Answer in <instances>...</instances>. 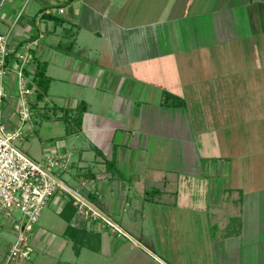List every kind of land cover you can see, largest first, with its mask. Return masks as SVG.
I'll return each instance as SVG.
<instances>
[{
	"label": "crops",
	"instance_id": "0c3cea01",
	"mask_svg": "<svg viewBox=\"0 0 264 264\" xmlns=\"http://www.w3.org/2000/svg\"><path fill=\"white\" fill-rule=\"evenodd\" d=\"M55 8L65 13L45 12ZM1 15L0 30H11L12 42L39 38L30 75L41 61L51 82L43 99L35 92L32 101L45 117L52 102V127L62 133L50 136L38 158L33 125L20 120L14 98L3 106L8 129L22 130L19 144L37 160L70 159L69 169L61 173L65 183L128 234L125 240L113 237L111 228L71 202L70 193L59 191L44 209V222L33 238L36 252L25 264H83L84 248L93 252L91 259L111 255L121 241L134 240L130 234L142 239L171 234L182 220V226L194 224L202 211L212 214L207 230L219 234L214 244L218 257L227 258L234 243L230 239L243 235V217L224 216L219 208L244 206L245 197L254 200L264 191V172L257 168L264 166V148L256 145L260 136L248 137V150L232 153L212 135L217 130L198 131L185 96L221 89L242 105L234 127L258 122L259 113L251 112H259L264 88L262 78L251 76L264 67V0H14L2 6ZM216 65L224 68L218 76ZM8 81L14 93L16 78ZM164 91L183 98L185 106L164 105ZM80 106L84 111L78 118L73 110ZM31 134L35 138L27 140ZM241 153L259 160L244 173ZM227 156L233 179L219 195L210 187ZM228 191L234 195L228 197ZM1 219L0 232L6 234L0 233V264L16 238ZM238 219L240 225L229 231ZM84 231L89 237L100 235L98 251L86 246L76 253L72 238ZM257 246L254 241L255 254Z\"/></svg>",
	"mask_w": 264,
	"mask_h": 264
},
{
	"label": "rangeland",
	"instance_id": "374dc122",
	"mask_svg": "<svg viewBox=\"0 0 264 264\" xmlns=\"http://www.w3.org/2000/svg\"><path fill=\"white\" fill-rule=\"evenodd\" d=\"M0 31L2 32V30ZM222 69H224L223 66L216 65L214 66L213 71H216V75L218 76V72L223 71ZM227 69L235 71L236 68L230 67ZM234 76H236V74ZM251 77L262 78L261 84L262 88H264V67H262L256 75ZM233 78H239V76L237 75ZM214 85L220 88V80H214ZM16 89L17 87H15V90ZM236 98L237 96H232L231 94H228V92L222 93L221 89L218 92H210L209 94H186L185 96V100L189 107L188 111L190 110V119L194 120V124L198 128V131L199 129L207 131L212 129L217 130L211 132L212 135L215 133L219 140L222 141L223 147L228 148V150L232 149V153L235 150L239 152L238 148H240L241 151H243L244 147L248 150L247 147L249 146H247L248 142H246L248 137L251 139L249 141H254L260 136L256 145H262L264 148V93H262L261 96L262 100L259 112L256 110L251 112L254 115L259 113L260 118H263H259L258 122L254 123L252 125L253 127L250 128H244V125L233 126L237 118L236 115L239 113L242 114V112H239L242 105L233 103V99ZM54 103L56 105L64 106L63 103ZM52 106V102L49 101L48 111H50V114L48 117L44 116L45 110L40 111L42 109L37 107V105H33L32 108L33 117L30 121L31 123H29L33 125V134L37 135L35 140L37 146L34 149V153H37L36 155L38 158L43 154L42 148L47 142H49L50 136L56 135L53 136L56 139L58 135L62 133L60 128L54 129L52 127V119L54 118V115H52L54 108H52ZM75 111L77 110L74 109L73 112ZM248 112L250 111H245V113ZM253 128H255L256 132L251 133ZM246 129H250L248 133L244 132ZM33 134H31L27 140L30 138L33 140L35 138L32 136ZM20 142L21 140L19 143ZM223 161L227 163V167L225 166L221 169V175L219 177L213 175L216 183L212 184L214 187H210L211 190H215L219 195L221 194L222 187L225 185L231 186L233 179L232 170H234V168L232 167L231 160L227 156V158H223ZM258 161V158L255 159V157L250 156L249 154L245 155L241 153L238 162L241 166L246 168H243L241 172L244 173L245 170L249 171L248 168H251L252 164L257 163ZM215 165L216 164L214 163L213 168H215ZM257 168L259 171L261 170L264 172L263 165H258ZM64 179L69 182V185L72 184L68 175H65ZM252 179L254 178L252 177ZM259 183L260 182H257L255 185H259ZM66 193L69 194L68 192ZM211 194H213V192H211ZM226 195L232 197L234 193L228 191ZM211 197L213 196H210V198ZM245 199H248V201H246L244 206L241 202L238 203L237 206L230 205V207L219 208L224 216H230L235 213L242 215L243 217V235H241L239 239H230V242L233 241L234 243L230 245V248L226 253L227 258L225 259H220L218 257V248L214 245L219 234L216 233V230L211 232L206 228L207 223L212 224V214L202 211L197 212L198 216L195 217L198 223L195 221L194 224L190 222V224L182 226L181 224L185 222L182 220V223L178 224L179 229H175V232L171 234H146V238L143 239L138 236V234H130L139 245H137L132 239L121 241L120 244L117 245V248L112 251L111 255H94V258L91 259L93 252L88 248H84L82 250V262L83 264H163L162 261L159 260L162 259L167 264H264V191L261 190L254 200L249 197H245ZM174 211L175 214H177L178 210ZM240 211H242L243 214L240 213ZM0 218L2 217L0 216ZM176 220L179 221V217H177ZM2 222H4V220ZM42 222H44V210L41 214L39 223L42 224ZM240 223V219H238L237 222L231 223L229 225V231L235 229ZM0 233L6 234V231L1 230ZM114 234L117 233L114 232ZM114 236L118 238V240L126 239L125 237H117V235H113V237ZM89 240L93 246H97L100 242L96 235ZM254 241L255 243L256 241L258 242L256 254L254 253L253 248ZM149 252L151 254L153 253V255H150ZM224 254L225 253H223V255ZM70 255L71 257H74L73 251H70Z\"/></svg>",
	"mask_w": 264,
	"mask_h": 264
},
{
	"label": "built area",
	"instance_id": "2783aa9c",
	"mask_svg": "<svg viewBox=\"0 0 264 264\" xmlns=\"http://www.w3.org/2000/svg\"><path fill=\"white\" fill-rule=\"evenodd\" d=\"M12 1L0 0V24L2 6ZM45 12L63 15L65 9H48ZM38 45L39 38L14 43L11 30L0 31V216L8 221L16 236L2 264H25L33 259L36 252L33 238L41 214L59 191L70 193L78 209L84 211L88 218L101 219L118 237H128L117 223L62 179L61 173L69 169L70 159L66 156H52L45 160L33 158L19 144L22 130H9L4 121L3 106L9 98H14L22 122L32 120V96L36 87L30 71ZM8 78H16L14 93L10 90Z\"/></svg>",
	"mask_w": 264,
	"mask_h": 264
},
{
	"label": "trees",
	"instance_id": "16d2710c",
	"mask_svg": "<svg viewBox=\"0 0 264 264\" xmlns=\"http://www.w3.org/2000/svg\"><path fill=\"white\" fill-rule=\"evenodd\" d=\"M48 16H50V14H48L46 17ZM36 66L37 68L33 74L32 80L36 87L37 98L41 100L48 92L51 80L46 74V65L44 62L38 61ZM163 104L166 106H172V107H184L185 101L183 98H181L178 95L172 94L168 91H164ZM83 111L84 109H82L81 106L78 107L77 111H75V114H76L75 117L81 118ZM71 202L72 203L74 202V199L72 197H71ZM89 236L90 235L87 234L86 231H84V234H78V236H74L72 238L74 242L73 246L75 248L76 253H78L82 247H86V246L98 251L100 242L97 246H93L89 240L90 238H92V236L91 237ZM96 236L98 237V240L100 241V235L96 234Z\"/></svg>",
	"mask_w": 264,
	"mask_h": 264
}]
</instances>
